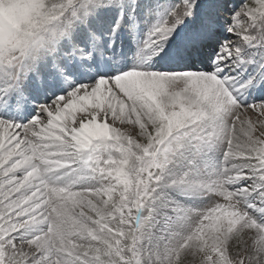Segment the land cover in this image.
<instances>
[{
	"label": "snow or ice",
	"instance_id": "6c2138e0",
	"mask_svg": "<svg viewBox=\"0 0 264 264\" xmlns=\"http://www.w3.org/2000/svg\"><path fill=\"white\" fill-rule=\"evenodd\" d=\"M0 264H264V0H0Z\"/></svg>",
	"mask_w": 264,
	"mask_h": 264
}]
</instances>
